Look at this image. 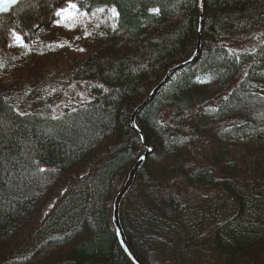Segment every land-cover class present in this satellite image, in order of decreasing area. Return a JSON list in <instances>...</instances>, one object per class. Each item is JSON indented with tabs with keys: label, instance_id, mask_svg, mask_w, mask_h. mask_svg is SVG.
Listing matches in <instances>:
<instances>
[{
	"label": "trees",
	"instance_id": "16d2710c",
	"mask_svg": "<svg viewBox=\"0 0 264 264\" xmlns=\"http://www.w3.org/2000/svg\"><path fill=\"white\" fill-rule=\"evenodd\" d=\"M199 3L0 14V264H133L112 213L142 155L119 218L143 263L264 264V0Z\"/></svg>",
	"mask_w": 264,
	"mask_h": 264
},
{
	"label": "water",
	"instance_id": "95a60500",
	"mask_svg": "<svg viewBox=\"0 0 264 264\" xmlns=\"http://www.w3.org/2000/svg\"><path fill=\"white\" fill-rule=\"evenodd\" d=\"M23 1V0H17V2L15 4H7V10L5 11H0V14L6 13L8 12L12 7H14L18 2ZM199 7H200V11L202 12V1L200 0L199 3ZM200 23H199V35H198V41H197V45L196 48L193 52V54L189 57V59H187L186 61L172 67L171 69H169V71L167 72V74L165 75V77L163 78V80L161 81V84L177 69L182 68L183 66L189 65L191 63H193L196 58L198 57L199 53H200V28H201V21H202V17L200 16ZM156 88L153 90L155 91ZM152 91V92H153ZM151 92V94H152ZM151 94L149 96H151ZM141 108V105H139L135 111L133 112V114L130 117V125L131 127L139 132L136 124H135V116H136V112ZM140 133V132H139ZM144 158L145 156L142 155L137 161L136 163L133 165V167L131 168V170L128 173L127 179L124 183V185L121 187V189L119 190V192L117 193L115 199H114V203H113V213H112V222L115 228V233H116V237L117 240L121 246V248L123 249V251L125 252V254L127 255V257L131 260V262L133 264H145L143 263L134 253L133 251L130 249L126 237L124 235L121 223H120V218H119V206L121 203V200L123 198V196L125 195V193L129 190L134 176L136 174V172L140 169V167L142 166L143 162H144Z\"/></svg>",
	"mask_w": 264,
	"mask_h": 264
},
{
	"label": "rangeland",
	"instance_id": "374dc122",
	"mask_svg": "<svg viewBox=\"0 0 264 264\" xmlns=\"http://www.w3.org/2000/svg\"><path fill=\"white\" fill-rule=\"evenodd\" d=\"M202 1V0H201ZM71 7V6H70ZM66 11V9H63V10H59V13H64ZM200 40H201V37H200ZM16 45H20L21 44V41H20V38L19 37H16V40H15V42H14ZM192 64V63H191ZM167 74V73H166ZM169 78V77H168ZM167 78V79H168ZM166 79V80H167ZM163 80V79H162ZM165 80V81H166ZM151 94V93H150ZM146 102V100H144V103ZM138 107V106H137ZM136 107V108H137ZM135 108V109H136ZM135 111V110H134ZM133 111V112H134ZM139 111V110H138ZM138 111L136 112V115H137V113H138ZM133 114V113H132ZM136 117V116H135ZM59 195H57L56 197H53L51 200H49V201H47L46 203H45V205L43 206V208H42V210H41V215H44L45 213H47L48 212V210L52 207V205H53V203H54V201L57 199V197H58ZM191 260V259H190ZM187 263H189V261L187 260Z\"/></svg>",
	"mask_w": 264,
	"mask_h": 264
},
{
	"label": "snow or ice",
	"instance_id": "6c2138e0",
	"mask_svg": "<svg viewBox=\"0 0 264 264\" xmlns=\"http://www.w3.org/2000/svg\"><path fill=\"white\" fill-rule=\"evenodd\" d=\"M17 2V0H0V11H5L7 10V4H15ZM113 15H118V13H116L115 9H112Z\"/></svg>",
	"mask_w": 264,
	"mask_h": 264
},
{
	"label": "bare ground",
	"instance_id": "6f19581e",
	"mask_svg": "<svg viewBox=\"0 0 264 264\" xmlns=\"http://www.w3.org/2000/svg\"><path fill=\"white\" fill-rule=\"evenodd\" d=\"M20 75V74H19ZM22 76V75H21ZM170 77V76H169ZM239 176V175H238ZM120 208V207H119Z\"/></svg>",
	"mask_w": 264,
	"mask_h": 264
}]
</instances>
